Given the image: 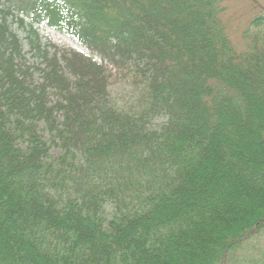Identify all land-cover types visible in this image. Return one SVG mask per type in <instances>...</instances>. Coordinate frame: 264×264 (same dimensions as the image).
Masks as SVG:
<instances>
[{"label": "trees", "instance_id": "1", "mask_svg": "<svg viewBox=\"0 0 264 264\" xmlns=\"http://www.w3.org/2000/svg\"><path fill=\"white\" fill-rule=\"evenodd\" d=\"M0 264H264V9L0 0Z\"/></svg>", "mask_w": 264, "mask_h": 264}, {"label": "rangeland", "instance_id": "2", "mask_svg": "<svg viewBox=\"0 0 264 264\" xmlns=\"http://www.w3.org/2000/svg\"><path fill=\"white\" fill-rule=\"evenodd\" d=\"M257 3L258 6L264 9V0H252ZM244 19V18H243ZM11 29L18 35L22 42L23 55L26 60V66L33 65L37 60L32 57L28 52L27 44L24 40L23 32L18 28L17 24H12ZM38 33L43 43H50L59 48L71 49L86 55H90L89 52L73 38L66 36L56 30L49 28L46 24L37 26ZM97 59V58H95ZM112 79L111 87L109 90L110 104L123 112H134L140 110L142 107V93L144 92L140 86V82L133 76V72L127 70H113L111 69ZM37 79V76L34 77ZM164 121L163 117H157L152 122L153 129L158 128ZM43 140L48 142V136L45 132H40ZM58 149L51 147L50 157L51 160H55L58 157ZM139 182V181H138ZM132 191V190H131Z\"/></svg>", "mask_w": 264, "mask_h": 264}]
</instances>
